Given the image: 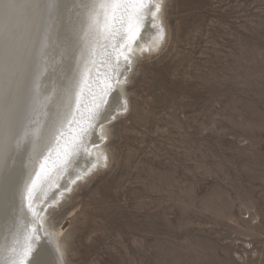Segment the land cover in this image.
<instances>
[{
    "label": "rangeland",
    "instance_id": "obj_1",
    "mask_svg": "<svg viewBox=\"0 0 264 264\" xmlns=\"http://www.w3.org/2000/svg\"><path fill=\"white\" fill-rule=\"evenodd\" d=\"M163 14L106 167L49 216L65 264H264V0H164Z\"/></svg>",
    "mask_w": 264,
    "mask_h": 264
},
{
    "label": "bare ground",
    "instance_id": "obj_2",
    "mask_svg": "<svg viewBox=\"0 0 264 264\" xmlns=\"http://www.w3.org/2000/svg\"><path fill=\"white\" fill-rule=\"evenodd\" d=\"M163 1L137 23L132 7L113 21L101 7L108 0H0V167L15 176L0 216V264H65L62 229L49 216L106 165L108 128L128 110L125 84L166 37ZM130 17L131 32L140 28L133 40Z\"/></svg>",
    "mask_w": 264,
    "mask_h": 264
},
{
    "label": "snow or ice",
    "instance_id": "obj_3",
    "mask_svg": "<svg viewBox=\"0 0 264 264\" xmlns=\"http://www.w3.org/2000/svg\"><path fill=\"white\" fill-rule=\"evenodd\" d=\"M154 4V0H108V3L105 5H101V7H111L113 9L112 12V20L114 21L115 19V13L116 10L120 9L121 7H132L135 11V18L137 23L139 22L140 19V14L143 12H147L151 9V7ZM10 7L15 6L13 4H9ZM155 11H152V18L153 20H155L157 13L160 10V6L159 4H155ZM109 26V20L108 17L106 16V23H105V27L107 28ZM133 24H132V18H129V32L131 33L129 35V39L133 40L135 39L136 35L139 33L140 28L136 27V31L135 33H132ZM120 55H124L123 53H120ZM124 59L125 61H127L128 57L127 55H124ZM109 85L111 86V81L108 82ZM86 131V130H85ZM59 155V152H58ZM106 159V157H105ZM46 167V162L45 164H43L41 166V170H43ZM40 173H37V177L36 179L33 180L32 185L28 188V197H29V201H28V207L29 209H31L32 205H31V197L34 193L35 187H36V183L37 180L39 179ZM15 185V176L14 174L4 168V167H0V216L2 215H6L10 212V209L7 206V194L9 192V190L11 188H13ZM35 214L38 215L39 212L38 210L35 211ZM36 231L39 230V225L36 226ZM4 264H10V262L5 259ZM28 264H41V261L39 259H35L33 261H29Z\"/></svg>",
    "mask_w": 264,
    "mask_h": 264
}]
</instances>
